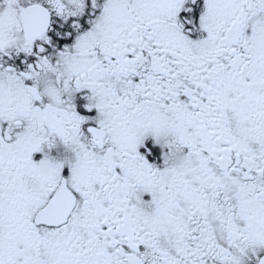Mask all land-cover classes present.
<instances>
[{
    "label": "snow or ice",
    "instance_id": "1",
    "mask_svg": "<svg viewBox=\"0 0 264 264\" xmlns=\"http://www.w3.org/2000/svg\"><path fill=\"white\" fill-rule=\"evenodd\" d=\"M0 264H264V0H0Z\"/></svg>",
    "mask_w": 264,
    "mask_h": 264
}]
</instances>
